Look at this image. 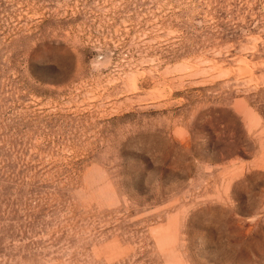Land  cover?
<instances>
[{"label":"rangeland","instance_id":"rangeland-1","mask_svg":"<svg viewBox=\"0 0 264 264\" xmlns=\"http://www.w3.org/2000/svg\"><path fill=\"white\" fill-rule=\"evenodd\" d=\"M0 264H264V0H0Z\"/></svg>","mask_w":264,"mask_h":264}]
</instances>
